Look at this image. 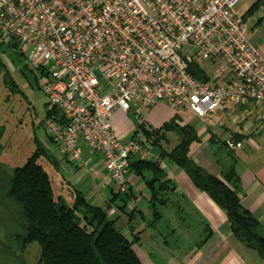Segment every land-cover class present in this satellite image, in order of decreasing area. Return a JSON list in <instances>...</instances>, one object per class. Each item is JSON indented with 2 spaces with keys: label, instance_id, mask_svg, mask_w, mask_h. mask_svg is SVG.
Segmentation results:
<instances>
[{
  "label": "built area",
  "instance_id": "1",
  "mask_svg": "<svg viewBox=\"0 0 264 264\" xmlns=\"http://www.w3.org/2000/svg\"><path fill=\"white\" fill-rule=\"evenodd\" d=\"M241 1L0 0V39L42 72L48 139L74 163L84 147L101 156L123 195L131 162L148 160L151 147L140 134L117 135L118 111L165 102L213 129L228 107L264 104V58L237 14ZM191 64L210 66L209 81Z\"/></svg>",
  "mask_w": 264,
  "mask_h": 264
},
{
  "label": "crops",
  "instance_id": "2",
  "mask_svg": "<svg viewBox=\"0 0 264 264\" xmlns=\"http://www.w3.org/2000/svg\"><path fill=\"white\" fill-rule=\"evenodd\" d=\"M237 14L247 23L249 38L264 58V0H242ZM200 68L207 76L212 70L205 65ZM186 115H192L197 126L185 123ZM176 117L198 133L200 142L192 145L189 154L193 162L219 179L234 169L242 204L264 228V104L228 107L218 113L213 129H206L194 114L178 113L165 102L127 113L118 111L113 125L117 135L126 140L140 125L159 130ZM233 143L238 145L236 150H230ZM156 149L152 147L148 160L160 162L172 183L155 205L146 185L149 174L141 178L130 173L129 194L116 199V186L101 156L84 147L83 164H78L58 146L54 145L49 153L58 164L60 180L82 192L90 204L111 207L109 216L117 220L118 230L129 240L137 239L134 250L143 264H264L255 251L234 238L226 213L176 164L161 160L160 149ZM168 210L172 222L163 226ZM192 224H197L204 236L198 244L191 242ZM182 241L188 246L183 247Z\"/></svg>",
  "mask_w": 264,
  "mask_h": 264
},
{
  "label": "trees",
  "instance_id": "3",
  "mask_svg": "<svg viewBox=\"0 0 264 264\" xmlns=\"http://www.w3.org/2000/svg\"><path fill=\"white\" fill-rule=\"evenodd\" d=\"M19 52L25 57L20 48ZM189 72L198 81H209L197 64H191ZM37 73L41 90L42 72ZM1 79L14 96L28 99L0 58ZM42 125L44 127V123ZM8 129V124L0 127V157L3 154L1 141ZM139 133L153 147L160 149L161 160L176 164L197 189L206 193L226 213L234 238L264 259V228L242 204L234 169L219 179L190 158L192 145L200 142L196 129L183 125L176 117L159 130L140 125L134 135ZM170 138L177 143L172 150H167L164 143ZM48 141L52 144L50 139ZM30 149L31 152L18 161L19 164L25 157L21 166H5L0 158V195L3 197L0 205L12 222L7 249H12L13 245L16 250L24 251L29 245L37 244L41 250L39 264H143L134 250L137 239L129 240L118 230L117 220L109 216L111 207L90 204L82 192L68 181L60 180L58 164L36 137L28 151ZM131 173L141 178L149 174L146 185L152 194L153 205L160 201L161 193L167 192L172 183L160 162L133 160ZM121 195L116 194L115 198Z\"/></svg>",
  "mask_w": 264,
  "mask_h": 264
},
{
  "label": "rangeland",
  "instance_id": "4",
  "mask_svg": "<svg viewBox=\"0 0 264 264\" xmlns=\"http://www.w3.org/2000/svg\"><path fill=\"white\" fill-rule=\"evenodd\" d=\"M0 58L10 72L14 82L28 98L25 99L21 95L14 96L3 79L0 80V127L5 124L9 126L1 141L3 154L0 158L5 166L14 167L18 164L21 157L31 152V149L29 151L28 149L31 148L35 137L48 150H52L54 144L51 145L48 141L47 133L42 125L46 116L47 99L39 89L37 82L38 73L33 68L34 66L26 57L21 56L16 42L10 43L0 39ZM97 74L102 82L101 75ZM184 122L194 127L198 123L192 115H186ZM166 142L164 145L167 150H172L177 143L174 138H170ZM148 145L152 149L153 146L150 142H148ZM155 152H159V149H156ZM24 162L25 157L17 166L23 165ZM1 196L0 201L3 200ZM1 207L2 205H0V264H39L41 250L37 244L29 245L24 251L16 250L13 245H11L12 249H7L10 246L9 237L11 235L12 222ZM167 213L163 226L172 222L171 210H168ZM191 233L192 244H198L203 240V233L197 224H192ZM170 242L174 243L175 241L170 240ZM182 243L183 247L188 246L184 241ZM169 252L173 253L174 251Z\"/></svg>",
  "mask_w": 264,
  "mask_h": 264
}]
</instances>
